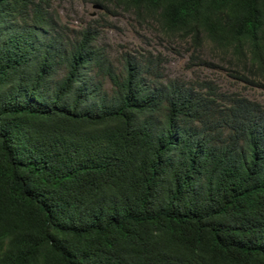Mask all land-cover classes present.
Wrapping results in <instances>:
<instances>
[{
    "label": "trees",
    "instance_id": "trees-1",
    "mask_svg": "<svg viewBox=\"0 0 264 264\" xmlns=\"http://www.w3.org/2000/svg\"><path fill=\"white\" fill-rule=\"evenodd\" d=\"M60 1L0 0V264H264V106L162 53L264 90V0Z\"/></svg>",
    "mask_w": 264,
    "mask_h": 264
},
{
    "label": "rangeland",
    "instance_id": "rangeland-1",
    "mask_svg": "<svg viewBox=\"0 0 264 264\" xmlns=\"http://www.w3.org/2000/svg\"><path fill=\"white\" fill-rule=\"evenodd\" d=\"M54 10L58 13L61 23L65 24L70 30H79L84 25V22L99 18L100 16L98 10L89 5L86 0H63L54 4ZM104 26L99 31L101 42L109 50L120 52L123 48L143 47L140 38L136 35L137 30L134 29L132 19H128L127 17L108 18ZM139 33L143 34L141 30H139ZM162 53L170 61L167 68L171 77L195 78L199 74L204 79L213 80L224 90L238 92L246 98L257 101L264 106V90L255 89L248 84L230 79L227 76L228 73L224 72L223 69H214L212 67L201 69L194 67V71H188L186 69V66H188L187 55H174L164 50H162Z\"/></svg>",
    "mask_w": 264,
    "mask_h": 264
}]
</instances>
